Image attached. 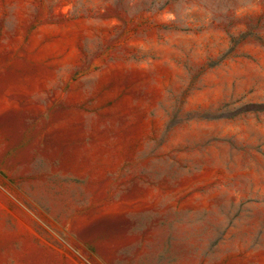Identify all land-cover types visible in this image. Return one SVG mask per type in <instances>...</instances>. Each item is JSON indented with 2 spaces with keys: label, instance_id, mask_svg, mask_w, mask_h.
<instances>
[{
  "label": "rangeland",
  "instance_id": "374dc122",
  "mask_svg": "<svg viewBox=\"0 0 264 264\" xmlns=\"http://www.w3.org/2000/svg\"><path fill=\"white\" fill-rule=\"evenodd\" d=\"M0 264H264V0H0Z\"/></svg>",
  "mask_w": 264,
  "mask_h": 264
}]
</instances>
